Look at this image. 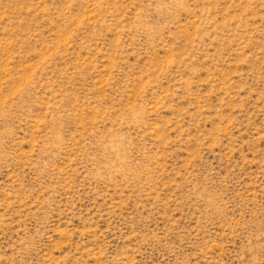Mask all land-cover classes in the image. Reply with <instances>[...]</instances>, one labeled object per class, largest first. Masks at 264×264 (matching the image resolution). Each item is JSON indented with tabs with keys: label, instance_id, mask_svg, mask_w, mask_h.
<instances>
[{
	"label": "rangeland",
	"instance_id": "1",
	"mask_svg": "<svg viewBox=\"0 0 264 264\" xmlns=\"http://www.w3.org/2000/svg\"><path fill=\"white\" fill-rule=\"evenodd\" d=\"M0 264H264V0H0Z\"/></svg>",
	"mask_w": 264,
	"mask_h": 264
}]
</instances>
